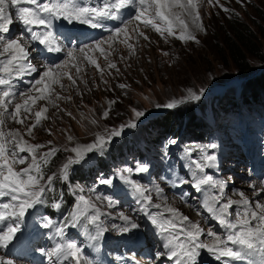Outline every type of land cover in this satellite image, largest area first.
I'll return each mask as SVG.
<instances>
[{"label":"rangeland","instance_id":"1","mask_svg":"<svg viewBox=\"0 0 264 264\" xmlns=\"http://www.w3.org/2000/svg\"><path fill=\"white\" fill-rule=\"evenodd\" d=\"M219 5H224L229 11H224ZM219 5L215 4V0L213 4H209L208 0H199L198 11L204 30L197 29L192 19L181 9H173L186 20L189 31L198 38L199 42L168 37L166 32L165 36H161L151 27L146 28L141 24L139 30L149 37L145 40L143 37L136 36L133 31L135 24H133L129 26L131 38L128 43L134 46V50L124 43L116 42L113 45L114 51L109 50L107 58L98 50L89 53L97 60L100 69L83 59L78 60L81 68L79 73L74 67L65 69L64 71L76 80V85L72 86V82L64 76L61 80L64 87L59 84L54 85L55 92L51 95L54 103L41 100L33 106V112L46 107L45 115L48 118L42 119L41 124L33 129L31 136L28 135L27 129L35 123L34 115L25 113L22 109L21 118L28 116L23 124L16 123L10 116L5 117V123L0 125V131L18 130L29 144L44 145L45 147L40 149V152H45L53 146L60 149L46 169L47 174H51L59 171L67 156L73 155L70 151H64V148L70 149L76 144L91 143L96 133H103L106 128H119L129 120H134L133 109L145 112V115L136 121V127L127 128L122 135L114 137L106 151L102 154H89L84 163L73 166L74 170L70 173L68 181L57 180L54 183V191H52L54 196L47 198L45 204L37 205L35 209L30 210L23 225L36 220L42 222L45 216L52 217L57 222L62 221L73 210L75 199L73 192L78 193V188H83V194L91 197L105 213L101 216V222L103 225L108 224L111 233L107 234L106 231L99 239L92 240L91 237L96 234L95 226L88 225L87 221L82 219L78 227L67 230L69 238L78 239L83 249L93 247L98 250L101 243L102 247L108 244V258H116L115 256L121 253L123 257L120 258L122 259L124 256L129 257V254L132 255L133 264H151L154 261L157 264H174V260H168L166 255H157L165 251L162 247L164 237L159 234L158 228L150 220L151 224L148 225L145 219L146 214L141 211V204L137 202L139 197L129 185L116 178L117 173L125 168L135 169L137 164L146 165L148 172H134L131 178L146 189L153 188L151 191L153 206L161 205V207L156 210L152 207L148 209L150 212H164L165 206L174 207L187 215L191 221L200 222L205 229L211 228L223 236L226 230L217 224L212 214L203 206L205 200L210 206L215 203L210 199L215 190L208 189L201 194L187 184L176 186L181 178L190 179L189 170L185 167L189 161L185 157L184 150L209 144L216 145L214 149L208 150L209 154L216 156V161L215 166L206 171L214 178L225 182L227 187L225 197L239 200L241 199L239 193H244L252 202L258 199L264 200V193L259 197L249 195H254L261 187H264V107H260L261 103L258 102V104L250 102L245 105L240 99V96L244 93L249 94L255 86V84H249L247 80L264 72V45L261 41L260 52L256 56H248L247 61L251 70L240 74L232 63L227 60L220 61L216 57L210 43L213 39L219 38L213 34L224 31L231 18L244 21L253 30L260 28L264 31V0H242V2L241 0H219ZM157 22L164 27L163 22ZM11 27L14 26L11 25ZM16 28L17 26L14 28L15 32ZM174 31L179 33L181 29L174 26ZM16 33H11V35ZM107 35H100L95 39L103 38L100 41H104ZM102 46L108 49L107 44ZM64 59L65 57L53 64H58ZM110 63H115L117 67L110 68ZM26 79H31V82L35 80L31 76L28 78L23 76V85L28 83ZM121 84L126 87L121 88ZM213 86L221 87L222 91H218L216 95L207 94ZM188 89L197 93L203 89V95L199 100H188L175 108L156 107V105L166 104L173 99H181L188 94ZM14 91L17 96L18 89ZM21 91L27 92L24 89ZM257 91L260 92V90ZM30 94L37 95L34 90ZM57 94L60 98H57ZM24 99L26 96L16 99L15 103H23ZM228 100H232V103L227 104L226 108L221 107ZM263 100L264 96L260 97L259 102ZM15 103L10 106L9 112L14 109ZM105 110H109L107 118H103ZM189 110L193 112V119L198 123L197 126L190 125L189 129L208 134L205 140L192 139L187 132L183 134L181 131L178 132V137L172 134H159L158 123L169 116L166 115L167 112L186 114ZM93 119L97 121V124L91 123ZM69 135L74 137L72 141L67 139ZM171 140H176L177 143L171 144ZM49 141L52 143L49 144ZM111 149L113 154L108 153ZM137 154L141 155V159L135 157ZM21 155L30 156L27 153H21ZM193 155H198V153ZM29 162L30 160H26L24 165L15 167L19 170V168L26 167ZM260 162L263 164L262 173L256 174L254 165L257 163V168H261L259 167ZM84 171L85 175L82 176ZM101 178H113L114 183L112 186L100 184ZM145 178L147 182L143 183ZM166 182L172 186L168 187ZM156 187L163 190L162 195L156 193ZM106 190L109 191L106 192ZM185 193L188 195L182 200L181 195ZM67 196H70L69 206L63 209L64 197ZM98 196L112 197L115 205L107 207L106 201L95 199ZM55 200L63 201L58 211L52 206ZM132 201L137 209H133ZM0 202H7V198H0ZM183 207L187 209L183 211ZM234 208H239V205H235ZM121 214L129 217V220H123ZM143 222L146 225L145 228H143ZM35 223L37 224L38 221ZM132 223H135L137 227L131 228ZM114 225L116 227H113ZM150 225L156 231L151 229ZM123 227L129 230L120 231ZM34 231L36 230L24 229L22 235L19 236L22 238L20 245L23 242V235L30 236V233ZM41 231L46 242V251L61 242V238L54 235V229ZM130 231L135 236H125V234L129 235ZM112 233L114 235L122 233L123 236L115 238L111 236ZM140 234L142 236H139ZM39 235L40 233L36 232L31 237L34 241L40 242ZM201 239L210 242V238L206 236H202ZM154 243L156 245H153ZM10 247L7 250H0V254L15 259L14 261L18 264H32L14 256L15 247H12V251ZM37 256L38 254L33 258ZM33 261L40 263L38 260ZM109 262L110 259L106 264ZM238 263L248 264V261H239L235 264ZM98 264H104V259H101ZM199 264L204 263L199 261ZM206 264H223V260L217 263L210 260Z\"/></svg>","mask_w":264,"mask_h":264},{"label":"snow or ice","instance_id":"2","mask_svg":"<svg viewBox=\"0 0 264 264\" xmlns=\"http://www.w3.org/2000/svg\"><path fill=\"white\" fill-rule=\"evenodd\" d=\"M242 2V0H241ZM213 4V0H208ZM199 0H0V125L5 123V117L10 116L16 123L23 124L28 116L21 118V111L35 116V123L28 127V135L31 136L33 129L41 124L45 115L46 107H41L33 112V106L38 101L51 99L55 92L54 85H60L62 77L76 85V80L68 72L64 71L74 67L76 72L81 71L78 60L83 59L100 69L97 60L89 53L98 50L106 58L109 50H113L116 42L124 43L130 49L134 46L128 43L131 38L129 26L135 24L133 31L137 37L148 40L149 37L140 31V25L151 27L161 36L178 37L181 40L198 41V38L189 31V26L182 15L174 8H179L184 14L192 19L197 29L204 30L198 11ZM219 5V0H215ZM224 11H229L224 5H219ZM14 9V12L10 11ZM122 17H124L122 19ZM120 21V26L110 30V35L104 41H95L93 44L84 45L78 48L65 49L60 42L56 28L62 25L87 26L92 29H102L109 22ZM19 21L25 31L16 36L9 35L11 25ZM163 22L164 27L161 26ZM62 22V24H61ZM174 26L179 27V33L174 31ZM123 36V39H121ZM67 38V37H65ZM167 38V37H165ZM43 46L42 50L49 53H65V59L58 64H43L37 68L32 62V47L34 43ZM107 44L108 49L102 45ZM167 55V53H165ZM115 69V63L109 64ZM118 70V69H117ZM36 73L38 78L31 83L28 93H20L26 96L23 103H15L14 109L9 112L13 103L12 98L16 96L14 81L22 79L25 74ZM121 88L126 85L121 84ZM37 95H31L32 91ZM203 95V89L199 93L188 89V94L181 99H173L163 105L156 107L175 108L188 100H199ZM57 98H60L57 94ZM71 99V97H68ZM135 119L129 120L119 128L105 129L103 133H96L93 142L88 144H76L70 149L73 155L66 157L58 172L47 174L53 157L56 156L59 148L49 147L47 151L40 152L44 145L29 144L24 140L18 130L0 131V198H7V202H0V250H7L19 239L23 233L26 215L35 209L37 205L47 202L48 193L54 191V183L57 180L68 181L73 166L80 165L86 161L89 154L103 153L107 150L114 137L123 134L125 129L136 127V121L145 115L142 110L133 109ZM71 115V113H68ZM109 116V110L103 112V118ZM92 124H97L95 119ZM11 138L10 140L8 138ZM69 141L73 136L67 137ZM49 144L52 142L49 141ZM176 144V140H171ZM215 144L186 148L185 157L188 163L185 165L189 170L190 179L179 180L180 185H190L192 188L203 194L208 189H214L210 199L215 203L211 206L205 200L204 207L217 224L226 230L223 236L217 234L213 229H205L200 222H193L179 209L165 206L164 212L152 213L148 211L153 207L151 189L144 188L140 183L133 180V173H145L149 169L146 165L137 164L135 169L125 168L117 173L119 180L129 185L139 197L141 211L145 212L151 223L159 229V234L164 237L162 247L165 251L157 253L158 256L166 255L168 260L174 264H199V257L203 250L210 253L216 261L223 260V264H233L234 261H248V264H264V203L259 199L255 202L249 200L244 193H239L241 199L232 200L225 197L226 184L223 180L214 178L206 170L215 166L216 156L209 154V149H214ZM30 154V156L21 155ZM198 153V155H193ZM30 160L26 167L17 168L16 165H24ZM100 184L112 186L113 178H101ZM157 194L163 190L155 188ZM79 193V194H78ZM78 193L73 192L74 207L62 221H55L52 217L42 218L41 227L54 229V235L61 238V242L47 251L45 255L49 264H93L90 259L84 258V249L74 238H69L67 230L76 228L81 220L87 221L90 226H95L96 234L91 237L97 240L107 231L101 222V216L105 213L97 206L96 202L86 196L83 188H78ZM264 193L261 187L256 195L259 197ZM188 194H182L183 200ZM96 200L106 201L107 207H113L115 201L110 196L96 197ZM62 200L53 201L54 208H61ZM239 205V208H234ZM160 208L161 205H155ZM125 221L129 217L121 214ZM113 227H116L115 225ZM135 223L131 228H136ZM127 227L120 228V231H128ZM202 236L210 238L201 239ZM0 264H15L12 258L0 255Z\"/></svg>","mask_w":264,"mask_h":264},{"label":"trees","instance_id":"3","mask_svg":"<svg viewBox=\"0 0 264 264\" xmlns=\"http://www.w3.org/2000/svg\"><path fill=\"white\" fill-rule=\"evenodd\" d=\"M213 33H216L213 31ZM219 36L217 40L213 39L211 43L212 52L216 55L220 61H229L234 65L236 71L240 74L249 72L250 66L247 61L248 56H256L261 50V41L264 45V31L262 29L253 30L244 21L231 18L226 24V29L219 34H213V36ZM249 84H255L253 90L247 94L240 96L242 104H253L261 103L260 107H264V100L260 101V97L264 96V72L249 78ZM257 90H260L258 92ZM258 102V103H257ZM232 103V100H228L226 104L221 107L226 108ZM167 116L162 122L158 123L159 134H172L177 136L180 132L186 133L197 140H203L207 135L204 132H196L194 129H189L190 125L197 126L196 120L193 119L194 114L189 110L186 114L167 112ZM183 127V130H182ZM179 128V129H178ZM177 129L179 131H177ZM174 136V137H175ZM124 145V144H123ZM120 148H118L119 150ZM110 154H113L112 149L109 150ZM136 157H141L139 154ZM101 163H103L100 160ZM84 173V172H83ZM84 176V174H81ZM79 175V177L81 176ZM75 176V175H74ZM58 188V187H56ZM49 198L54 196L53 192L48 193ZM64 208L69 205L70 196L64 197Z\"/></svg>","mask_w":264,"mask_h":264},{"label":"bare ground","instance_id":"4","mask_svg":"<svg viewBox=\"0 0 264 264\" xmlns=\"http://www.w3.org/2000/svg\"><path fill=\"white\" fill-rule=\"evenodd\" d=\"M10 11H12V12H14V9H10ZM115 22H109L108 24H114ZM13 26L14 27H11V30L10 31H13V32H10L9 33V35H11V33H16V32H18V33H16L15 35H11V36H16L17 34H19V33H21V32H23V31H25V29H24V26L19 22V21H16V24H15V22L13 23ZM17 26V28H16V32H15V30H14V28ZM67 26H69V25H67ZM119 26V25H118ZM70 28H77V25H75L74 27L73 26H69ZM67 36H70L71 34H66ZM74 36H76L77 37V39L79 40V42L80 41H83V40H85L86 39V37L88 36V35H77V34H73ZM109 35H110V31H109V33H108V37H109ZM107 37V38H108ZM105 38V37H104ZM103 38H97V39H93V40H91L89 43H87L86 45H90V44H93V42H95V41H100V40H102ZM34 43V47H32V57H31V62L37 67V68H39L41 65H43V64H46L47 63V58L46 57H42V55H41V52H40V50H39V47H40V45H38V44H35V42H33ZM84 45H82V46H79V47H83ZM39 57H41V58H39ZM57 63V62H56ZM83 63V62H82ZM26 78H28L29 76H31V77H34L35 79L37 78L36 76H37V74L36 73H31V74H25L24 75ZM23 78V77H22ZM27 81H28V84L29 85H23L22 84V79H18V80H15L14 82L16 83V85H17V88H15L14 87V89H18V94H17V96H16V98H12L13 99V103H12V105L15 103V100L16 99H18V98H24L25 96H21L20 95V93H27V92H29V88L31 87V79H27ZM34 81V80H33ZM22 84V85H21ZM20 86H23V87H20ZM26 90L27 92H23V91H21V90ZM22 112V111H21ZM155 171V170H154ZM151 174V173H150ZM143 183L144 182H147V179L145 178L144 179V181H142ZM162 185V184H161ZM151 189H152V191H153V188L152 187H150ZM227 188V187H226ZM102 190H104L103 188H102ZM107 191H109V190H106V192ZM256 191V190H255ZM257 193V192H256ZM256 193L254 194V192H253V194L254 195H252V194H249L250 196H255L256 195ZM225 194H226V192H225ZM152 195V197H153V194H151ZM255 201H257V200H255ZM254 201V202H255ZM260 202H262V203H264V200L263 199H261V200H259ZM165 203H166V201H164ZM132 203H133V201H132ZM171 203V202H170ZM168 205V204H167ZM171 205V204H170ZM155 206H153V208H154ZM152 208V207H151ZM151 208H149V209H151ZM124 209V208H123ZM133 209H137V208H135V205H134V203H133ZM187 209V207H183V211H185ZM112 210V209H111ZM110 210V211H111ZM125 211H127L126 209H124ZM131 210V209H130ZM155 210H156V207H155ZM114 211V210H113ZM148 211H150V210H148ZM112 212V211H111ZM152 213H157V211H152ZM188 214H189V211L187 212ZM108 215V214H107ZM111 216V215H110ZM144 218V217H143ZM103 219V218H102ZM133 220H136V219H134V218H132ZM145 219L148 221V225L149 224H151L150 222H149V219H148V216L147 215H145ZM36 221H38L39 222V220H36ZM36 221H34V222H32V223H27L26 224V226H28V225H33ZM28 222V221H27ZM144 223V222H143ZM106 229H107V234H109L108 232H110L111 233V231H110V229H109V226H108V224L106 223V225H103ZM145 223H144V226H143V228H145ZM150 227H151V229H153V230H155L156 231V229L152 226V225H150ZM40 230H41V228H40ZM45 230V229H44ZM138 231V230H137ZM158 231H159V229H158ZM42 232V231H41ZM142 233V232H141ZM217 234H219V232H216ZM113 234V233H112ZM111 236H115V238H119V237H121V236H123V234L121 233V234H117V235H111ZM125 236H128V237H131V236H135V235H132V231H130L129 232V235H126L125 234ZM139 236H142V234H140ZM138 236V237H139ZM123 238V237H122ZM20 239H22V238H20ZM126 239V238H125ZM15 242H17V240L15 241ZM14 242V243H15ZM34 242H37V241H34ZM14 245V244H13ZM153 245H156V243H154ZM152 246V245H151ZM159 246V245H158ZM150 247V246H149ZM154 248H156L155 250H157L158 248H157V246H155ZM34 254L36 255V254H38V256L36 257V258H30L29 257V260L31 261V262H33V263H35L33 260H38L39 259V255L41 254L40 252H37L36 251V253L34 252ZM1 255V254H0ZM127 255V254H126ZM116 258H111L110 259V262L108 263V264H131V257H133L132 255H130L129 254V257H126V256H124V258L122 259V258H120V256L119 255H117V256H115ZM167 257V256H166ZM15 260V259H14ZM210 260H213V261H216L215 260V258L213 257V256H211V254L210 253H208L206 250H203L202 251V253H201V256L199 257V261H201V262H203L204 264H206V263H208ZM22 261V260H21ZM39 261V260H38ZM134 261V260H133ZM217 262H221V261H217ZM235 262V261H234ZM233 262V263H234ZM21 263V262H20ZM15 264H18V262L16 263L15 262ZM25 264V263H24ZM151 264H157V263H155V261L154 262H152Z\"/></svg>","mask_w":264,"mask_h":264},{"label":"water","instance_id":"5","mask_svg":"<svg viewBox=\"0 0 264 264\" xmlns=\"http://www.w3.org/2000/svg\"><path fill=\"white\" fill-rule=\"evenodd\" d=\"M220 88V89H219ZM221 92L222 90H221V87H219V86H213V87H211L208 91H207V94H213V95H216V94H218L219 92Z\"/></svg>","mask_w":264,"mask_h":264}]
</instances>
